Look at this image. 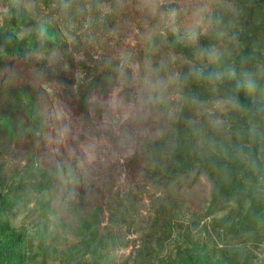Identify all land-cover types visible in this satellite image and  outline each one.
Here are the masks:
<instances>
[{
	"label": "rangeland",
	"instance_id": "1",
	"mask_svg": "<svg viewBox=\"0 0 264 264\" xmlns=\"http://www.w3.org/2000/svg\"><path fill=\"white\" fill-rule=\"evenodd\" d=\"M195 3L162 0L153 16L143 0H0V264H264V162L257 175L234 158L255 157L256 122L229 113L227 154L209 157L192 111L142 108L123 60L186 74L217 45L237 70L218 94L250 71L259 88L239 99L260 105L264 0H217L225 37L198 45L186 36ZM184 91L212 95L195 81Z\"/></svg>",
	"mask_w": 264,
	"mask_h": 264
},
{
	"label": "clouds",
	"instance_id": "2",
	"mask_svg": "<svg viewBox=\"0 0 264 264\" xmlns=\"http://www.w3.org/2000/svg\"><path fill=\"white\" fill-rule=\"evenodd\" d=\"M217 0H196L193 5L191 22L186 32L187 39L193 45H198L202 35L216 38L218 42L225 37V32L220 30L211 20V6ZM162 0H143L144 8L153 16ZM175 17V11L169 16L170 20ZM163 35V33H161ZM147 39L151 40V32L147 34ZM201 66L189 62V71L181 74L172 70L165 61L161 60L153 64L150 58H146L143 64L135 59L131 53H126L123 57L127 65L129 79L133 87L136 88L142 108L156 109L167 114L170 120L179 118V113L185 107L192 111V117L186 123L189 130L196 138V147L206 153L209 157L216 156L223 158L227 154L225 147V134L230 132L228 122L229 113H238L242 118L247 117L255 121L248 132L249 147L255 146V157L251 153L237 151L235 159L246 163L254 174L261 171V162H264V132L260 127L264 126V97H261V104H254L252 108L242 104L239 99V92L243 90L246 95L256 94L259 83L257 77L250 71L240 74L235 91L226 96H220L219 89L225 82L237 79V70L233 65H224V53L217 45L199 47L194 53ZM209 65L214 66L213 70L205 71ZM195 81L205 84L212 94L209 99L202 100L198 96L185 93L184 89L189 82ZM203 118L202 123H198L199 118ZM207 128L212 132V136H207L203 129ZM264 180V176H259Z\"/></svg>",
	"mask_w": 264,
	"mask_h": 264
},
{
	"label": "trees",
	"instance_id": "3",
	"mask_svg": "<svg viewBox=\"0 0 264 264\" xmlns=\"http://www.w3.org/2000/svg\"><path fill=\"white\" fill-rule=\"evenodd\" d=\"M61 82H66L68 84H73L72 80L66 78H58Z\"/></svg>",
	"mask_w": 264,
	"mask_h": 264
}]
</instances>
